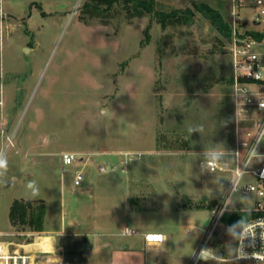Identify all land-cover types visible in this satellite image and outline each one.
<instances>
[{
  "label": "rangeland",
  "instance_id": "1",
  "mask_svg": "<svg viewBox=\"0 0 264 264\" xmlns=\"http://www.w3.org/2000/svg\"><path fill=\"white\" fill-rule=\"evenodd\" d=\"M87 1L2 0L0 6V159L6 161L0 169V264L13 251L61 253L34 242L52 232L12 226L15 199L44 200L47 228L82 234L87 225L77 223L90 218L105 232H119L126 220L119 197L125 195L133 206L152 208L150 222L159 219L175 233L165 248L184 256L181 264H239L241 229L221 221L211 232L207 208L226 194L231 173L208 172L198 153L233 143L227 39L200 12L189 24L162 27L155 16H133L123 4L104 6V14L92 18L83 9ZM196 2L231 22L229 0H157L166 11ZM246 5L240 19L251 27L256 9ZM257 28H264V17ZM63 150L92 153L85 186L74 184L75 165L62 167ZM120 151L142 152L127 173L120 170ZM252 199L235 193L230 206L244 208ZM204 232L211 255L196 263L192 251ZM83 246L71 240L64 258H84L81 249L74 254Z\"/></svg>",
  "mask_w": 264,
  "mask_h": 264
},
{
  "label": "built area",
  "instance_id": "2",
  "mask_svg": "<svg viewBox=\"0 0 264 264\" xmlns=\"http://www.w3.org/2000/svg\"><path fill=\"white\" fill-rule=\"evenodd\" d=\"M231 2V36L228 51L231 57V101L233 110V143L229 149L220 151H198L200 164L208 172L231 173L229 188L218 203L210 210V231L221 222L227 213L245 211L251 216L243 223L234 259L239 264H264V39L253 34L260 30L264 17V0H229ZM256 9L251 27L240 19V9L247 2ZM124 156L120 170L128 172L129 162L142 155L140 151H120ZM92 153L76 150L60 152L62 167L75 165L74 184L81 185L85 178V167ZM83 162V165L80 163ZM117 165L109 169L116 172ZM106 172L107 166H99ZM235 193L251 197L250 206L232 207ZM124 235H137L139 231L125 226ZM158 237L159 239H154ZM147 243H159L166 236L158 231L144 233ZM204 237L196 251L195 262L211 255ZM4 258L3 254H0ZM37 254L13 251L7 264H87L85 260H67L64 256L37 257Z\"/></svg>",
  "mask_w": 264,
  "mask_h": 264
},
{
  "label": "crops",
  "instance_id": "3",
  "mask_svg": "<svg viewBox=\"0 0 264 264\" xmlns=\"http://www.w3.org/2000/svg\"><path fill=\"white\" fill-rule=\"evenodd\" d=\"M0 6L2 7V0H0ZM118 153V152H117ZM90 161V160H89ZM88 161V163H89ZM83 164L80 163V165ZM86 178V175H85ZM84 178V179H85ZM84 181V180H83ZM83 184V185H82ZM82 187L85 186V182H82ZM129 186V182L127 184ZM125 195V194H124ZM127 196V197H126ZM120 200V208L124 212V216L126 220L120 221V231L119 232H112L108 231L105 232L95 221L90 218V220H87V222L84 224L83 220H79L77 224L80 226L87 225L84 230H86L85 233L80 234V232H71L67 233L66 229L63 227H58L55 229L47 228L45 225V230L43 232L51 233L52 235H43L38 236L36 240L34 241L39 246H42L43 248L46 247L47 251H54L56 248L59 252L58 256H65V250L68 248L70 241L73 242L76 241L77 243H82L84 245L83 247H80L78 249H74V254H79V251H81L80 255L86 254L84 258L75 259V260H95L97 262H101L102 264H181L180 258L184 257L179 254H175L176 252H167L165 246L167 244V241L169 239V234H172V236L175 235L173 232H169V228H166L165 223H159V219L157 223H153L149 221V217L152 212V208H146L144 206H133V203L131 201L130 195H125L122 197H119ZM180 210H183L182 208H179ZM160 215L162 213H165L162 210L156 211ZM47 217V214H46ZM209 219V218H208ZM150 222V223H149ZM208 221H206L205 226H207ZM125 226H129L131 228H134L139 231V234L136 235H124L123 229ZM101 228V229H98ZM119 228V227H117ZM148 231H158L163 233L166 238L162 242L159 243H147L144 238V233ZM67 235L69 238L66 240L60 239V237H63ZM92 236V241L88 240V237ZM106 236V238H100V237ZM123 237V238H120ZM205 237V232L200 234L199 241L197 243V246L192 251V257H194L202 239ZM58 240H62L63 242L57 243ZM119 240V241H117ZM56 241V243H55ZM91 244V247L89 244ZM28 244V243H27ZM97 246V247H96ZM96 247V248H95ZM96 250L97 253H94L95 251H91L90 249ZM81 249V250H80ZM162 251L161 253L151 254L147 255L146 251ZM168 254H171L170 259L168 258V261L164 263V260L166 257L169 256ZM185 258V257H184ZM182 262V261H181Z\"/></svg>",
  "mask_w": 264,
  "mask_h": 264
},
{
  "label": "trees",
  "instance_id": "4",
  "mask_svg": "<svg viewBox=\"0 0 264 264\" xmlns=\"http://www.w3.org/2000/svg\"><path fill=\"white\" fill-rule=\"evenodd\" d=\"M115 4H123L127 12H131L133 16L142 17L151 14L156 17L158 22L165 27L167 24H189L195 18L197 12L205 16L219 32V34L230 40L231 26L230 23L224 19L221 12L210 6L205 2H196L194 7H187L185 9L175 8L170 11L158 9L157 0H88L84 3V10L93 17H100L104 14V6L112 7ZM253 34L264 39V28L253 31ZM146 42H149L151 34L149 27L145 31ZM133 203V199H131ZM205 205H197L198 209L205 208ZM210 210L213 206L208 205ZM47 213V204L44 200L34 201L31 199H15L9 210V219L12 226L21 230H32L36 232H43L45 230V221ZM251 216L245 211H237L227 213L223 216V222L237 227L239 231L243 223ZM28 240L27 242H31Z\"/></svg>",
  "mask_w": 264,
  "mask_h": 264
},
{
  "label": "clouds",
  "instance_id": "5",
  "mask_svg": "<svg viewBox=\"0 0 264 264\" xmlns=\"http://www.w3.org/2000/svg\"><path fill=\"white\" fill-rule=\"evenodd\" d=\"M5 167H6V161L0 159V169H3ZM29 187H33V184H29Z\"/></svg>",
  "mask_w": 264,
  "mask_h": 264
},
{
  "label": "snow or ice",
  "instance_id": "6",
  "mask_svg": "<svg viewBox=\"0 0 264 264\" xmlns=\"http://www.w3.org/2000/svg\"><path fill=\"white\" fill-rule=\"evenodd\" d=\"M154 239H159L158 237L154 238Z\"/></svg>",
  "mask_w": 264,
  "mask_h": 264
}]
</instances>
